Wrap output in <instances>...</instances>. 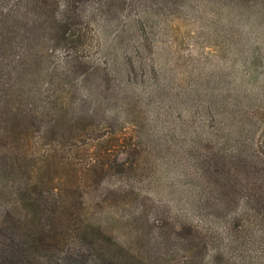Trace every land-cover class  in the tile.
I'll list each match as a JSON object with an SVG mask.
<instances>
[{"label": "rangeland", "instance_id": "rangeland-1", "mask_svg": "<svg viewBox=\"0 0 264 264\" xmlns=\"http://www.w3.org/2000/svg\"><path fill=\"white\" fill-rule=\"evenodd\" d=\"M98 6H80L84 66L63 45L46 60L71 70L61 120L13 143L21 171L46 164L57 191L50 249L78 264L101 249L125 264H264L260 248L224 244L264 165V0Z\"/></svg>", "mask_w": 264, "mask_h": 264}, {"label": "trees", "instance_id": "trees-1", "mask_svg": "<svg viewBox=\"0 0 264 264\" xmlns=\"http://www.w3.org/2000/svg\"><path fill=\"white\" fill-rule=\"evenodd\" d=\"M86 1L0 0V264H78L75 256L67 259L50 249L46 220L59 204L53 197L57 191L45 185L46 164L21 171L13 143L32 122L43 132L45 121L61 120L62 84L71 70L52 68L46 60L53 48L63 45L67 60L84 66L90 20L80 6ZM98 2L99 9L107 4ZM258 146L264 158V136ZM253 174L255 196L229 218L226 249L264 251V165L255 163ZM76 202L82 207L80 200ZM181 224L197 229L186 220ZM95 254L110 264H125L104 249ZM97 257L91 264H98Z\"/></svg>", "mask_w": 264, "mask_h": 264}]
</instances>
